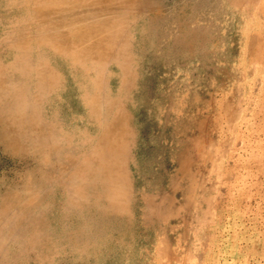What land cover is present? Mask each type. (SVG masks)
<instances>
[{
	"label": "rangeland",
	"instance_id": "374dc122",
	"mask_svg": "<svg viewBox=\"0 0 264 264\" xmlns=\"http://www.w3.org/2000/svg\"><path fill=\"white\" fill-rule=\"evenodd\" d=\"M0 219V264H264V0H0Z\"/></svg>",
	"mask_w": 264,
	"mask_h": 264
},
{
	"label": "bare ground",
	"instance_id": "6f19581e",
	"mask_svg": "<svg viewBox=\"0 0 264 264\" xmlns=\"http://www.w3.org/2000/svg\"><path fill=\"white\" fill-rule=\"evenodd\" d=\"M46 14V13H45ZM26 94V93H25ZM8 108V107H7ZM29 111V110H28ZM16 112V111H15ZM21 115V114H20ZM16 116V115H15ZM18 116V115H17ZM27 116V115H26ZM17 120V119H16ZM13 122V121H12ZM51 127V126H50ZM113 168V167H112ZM92 169V168H91ZM97 171V170H94ZM113 174V173H112ZM95 175V174H94ZM6 213V212H5ZM20 216V215H19ZM1 220V219H0ZM4 223V222H3ZM2 227V226H1ZM4 228V227H3Z\"/></svg>",
	"mask_w": 264,
	"mask_h": 264
}]
</instances>
